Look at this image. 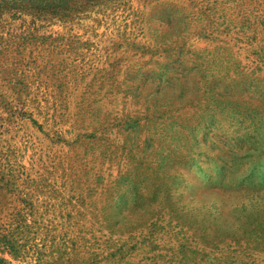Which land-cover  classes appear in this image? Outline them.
<instances>
[{
    "label": "rangeland",
    "instance_id": "374dc122",
    "mask_svg": "<svg viewBox=\"0 0 264 264\" xmlns=\"http://www.w3.org/2000/svg\"><path fill=\"white\" fill-rule=\"evenodd\" d=\"M0 264H264V0H0Z\"/></svg>",
    "mask_w": 264,
    "mask_h": 264
}]
</instances>
